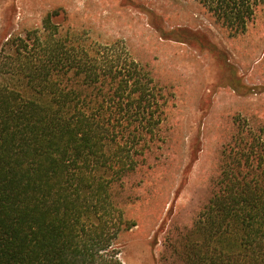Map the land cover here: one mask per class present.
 I'll return each instance as SVG.
<instances>
[{"label": "trees", "instance_id": "obj_1", "mask_svg": "<svg viewBox=\"0 0 264 264\" xmlns=\"http://www.w3.org/2000/svg\"><path fill=\"white\" fill-rule=\"evenodd\" d=\"M198 1L232 33L262 3ZM53 14L0 48V264H123L118 236L134 223L114 189L159 138L164 92L122 44L62 31ZM167 249L173 264H264V137H238Z\"/></svg>", "mask_w": 264, "mask_h": 264}, {"label": "rangeland", "instance_id": "obj_2", "mask_svg": "<svg viewBox=\"0 0 264 264\" xmlns=\"http://www.w3.org/2000/svg\"><path fill=\"white\" fill-rule=\"evenodd\" d=\"M261 2L232 33L198 0H0V48L41 29L55 11L51 21L62 31L122 44L164 92L159 138L114 189L134 223L118 236L123 264H173L167 248L197 220L224 156L241 134L264 137ZM175 29L198 38L175 41L168 36Z\"/></svg>", "mask_w": 264, "mask_h": 264}]
</instances>
